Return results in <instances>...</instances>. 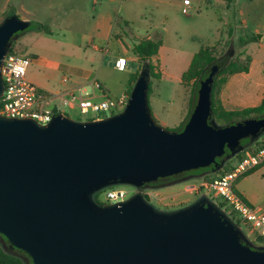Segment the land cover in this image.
Here are the masks:
<instances>
[{"label":"water","instance_id":"1","mask_svg":"<svg viewBox=\"0 0 264 264\" xmlns=\"http://www.w3.org/2000/svg\"><path fill=\"white\" fill-rule=\"evenodd\" d=\"M25 23L15 14L0 21V67ZM147 78L143 66L125 108L103 119L57 112L40 125L0 116V235L32 264H264V247L252 248L205 196L172 211L154 208L140 193L95 201V192L114 183L141 188L211 164L216 170L222 151L232 157L243 149L242 137L253 141L264 131V117L210 122L211 73L200 80L183 128L170 131L147 106Z\"/></svg>","mask_w":264,"mask_h":264},{"label":"crops","instance_id":"2","mask_svg":"<svg viewBox=\"0 0 264 264\" xmlns=\"http://www.w3.org/2000/svg\"><path fill=\"white\" fill-rule=\"evenodd\" d=\"M86 1L82 2L84 6ZM95 1L93 0V2ZM219 1H223L224 5V9L220 11L231 13L235 21L241 22L243 27L246 20L249 19H252L255 24L251 32H242V35L237 36L239 32H229L231 39L241 37L239 38V51L240 57L246 58V69L227 73L224 82L213 92V102L226 111L258 106L264 98V25L261 24V18H264V0H231L229 3H224V0H200V3L207 2L213 5ZM53 6L46 5V0H0L2 14L0 21L8 15L15 14L23 21L38 22L50 29V32H46L28 28L20 31L14 38L15 52L31 59L26 74L27 79L48 91L86 86L91 90V97L94 100H99L101 95L89 84L92 79L100 82L105 93L109 96L116 97L125 93L130 76L137 71L139 60L131 51L133 43L127 41L125 37L119 36L120 27L117 29L114 27V20L121 18L125 22L128 21L120 15L115 16L108 10L98 11L89 17L81 7H76V12L72 15H67L64 12L60 15H53L49 11ZM190 6H184L182 11L188 13ZM214 14L217 20H225L216 8ZM46 21L49 23L47 24ZM79 32L84 33L79 35ZM220 34L222 33L190 32V36H207V44L217 40ZM253 34L256 38L251 37ZM208 36L212 40L209 41ZM148 38L152 39V36L148 35ZM240 40L244 42H240ZM203 45L198 44L190 51L187 61L179 68L186 67L174 75L177 85H181L183 90L179 96L180 102L176 108V116L168 118L164 114L154 113L149 104L153 118L165 128L177 127L187 113L188 104L186 107L182 73L188 68L192 56ZM161 47L162 44L157 55L152 58H156L160 67L161 75L158 82L162 81L164 75L159 56ZM122 56L126 58L125 66L123 69H118L115 67V61ZM105 57H109V59L105 60ZM178 65L176 64L175 67L177 68ZM64 77L67 78L65 82L62 81ZM67 110L72 115L66 114L65 107L61 108L62 112L74 120H94L95 118L93 112L83 114L76 106H69ZM83 115H86L85 119H82ZM263 169L264 163L240 178L235 183V190H238L237 187H240L241 182ZM199 180H202V177L178 181L155 188L152 193L163 194L161 200L165 201L185 199L191 202L195 188L200 185L198 184ZM238 193L249 203V199L241 191ZM258 208L264 212V206H258Z\"/></svg>","mask_w":264,"mask_h":264},{"label":"rangeland","instance_id":"3","mask_svg":"<svg viewBox=\"0 0 264 264\" xmlns=\"http://www.w3.org/2000/svg\"><path fill=\"white\" fill-rule=\"evenodd\" d=\"M79 1L81 2L82 0ZM79 1L46 0V5L50 4L53 6L55 3L52 9L49 10L53 15H60L63 12L67 15L75 14L76 7L83 8L89 17L92 14L95 15L98 11L108 10L115 16L120 15L128 21L125 22L121 18H118L114 20V27L116 29L120 27L119 36L125 37L130 43H133L135 40L148 38V35H151L154 40H161L162 47L159 56L162 69L164 70L162 81L158 82V78L154 76L148 77L149 90L147 97L154 113L164 114L168 118L176 116V108L180 102L179 96L183 90L181 85H177L174 75L186 67L179 68L187 61V56L196 45L205 44L202 47H209L212 54L218 58L228 56L229 59L236 60L239 64L246 62V58L243 59L240 57L239 38L241 37L231 39L229 32H239L237 36L242 35V32H251L255 22L252 19L246 20L243 27L241 22L235 21L231 13H223L220 11L224 9L223 1L210 5L207 2L200 3V0H96L95 2L93 0H85V6L82 3L84 0L81 3H78ZM230 1L224 0V3H229ZM187 5L191 6L188 13H184L182 9ZM215 8L225 20H217L214 14ZM46 23L48 24L49 21H46ZM261 24L264 25V18H261ZM190 32H221L222 34H220L217 40L212 41L211 44H207V36H190ZM82 33L84 32H79V35ZM210 39L209 37V41ZM108 59L109 57H105V60ZM152 62L154 72L160 75L161 71L156 58L152 59ZM176 64H179L177 68L175 67ZM137 65V72L139 74L143 63L139 62ZM223 75L221 74L219 77L221 78ZM194 78L182 81L186 107L189 104V99L192 100L195 80H198V77ZM67 109L68 106L65 107L66 114L72 115ZM81 117L85 119L86 115ZM261 136H264V131L261 133ZM259 138L257 140H260ZM235 162L236 159L234 157L228 158L222 166V170H229ZM214 176H216V172L209 171L194 175L189 179L202 177V180H199L200 182L198 183L200 184L202 181ZM109 188L124 189L127 191L128 197L135 193H140L154 208L163 211H172L187 206L202 196H205L217 206L220 205L217 200L221 199L219 197L214 198L211 193L203 190L198 185L193 192V200L191 202L185 199L181 201H165L161 200L164 196L163 194L152 193L155 188H137L131 183L118 182L106 186L93 194L94 199L97 198L95 201L98 200V204L105 205L101 203V200H103L105 191ZM237 189L249 199V203L254 207L264 206V169L241 182L240 187H237ZM235 223H238V227L241 229L249 244L257 247L259 241H256V235L250 231L248 225L241 223L239 220H236ZM0 241L7 250L2 237H0ZM260 246L264 247V244Z\"/></svg>","mask_w":264,"mask_h":264},{"label":"built area","instance_id":"4","mask_svg":"<svg viewBox=\"0 0 264 264\" xmlns=\"http://www.w3.org/2000/svg\"><path fill=\"white\" fill-rule=\"evenodd\" d=\"M31 59L18 53H7L0 67L3 90L0 94V116L5 118H29L40 125H46L54 114L61 112L62 107L76 106L83 114L93 112L94 120L103 119L121 112L128 101L129 94L123 93L112 97L105 93L100 82L92 79L89 84L99 91L101 98L94 100L92 92L86 86L66 88L59 91H48L30 82L27 70ZM126 58L118 57L115 67L123 69ZM67 81V78H62ZM260 140L264 136L260 135ZM264 163V146L257 152L246 155L228 172L217 175L212 180H204L199 187L211 193L214 198H221L220 208L233 221L239 220L248 225L256 236L264 238V212L250 205L244 197L235 190V183ZM128 193L124 189L109 188L101 203L112 204L127 199ZM236 219V220H235Z\"/></svg>","mask_w":264,"mask_h":264},{"label":"trees","instance_id":"5","mask_svg":"<svg viewBox=\"0 0 264 264\" xmlns=\"http://www.w3.org/2000/svg\"><path fill=\"white\" fill-rule=\"evenodd\" d=\"M28 28L50 32V29L46 25H42L38 22H32V21L27 22L24 25H22L20 29L10 39L7 53H16L14 50V38L18 33H20V31L26 30ZM251 37L256 38L254 34ZM240 42H244V41L240 40ZM160 45H161V40H154L151 38H145L143 40H135L132 44L131 51L138 58L139 62L143 63L142 67L146 66L148 68V77L154 76L157 77L158 79L160 78L161 74L159 75L154 72V65L152 62V58L157 55ZM245 69H246L245 63L239 64L238 61L229 59L228 56H222L218 58L214 56V54H212L211 49L209 47L207 48L201 47L192 56L188 68L182 73V81L190 80L194 77H198V80H195V88L193 89L192 100H189L187 113L183 121L177 127L168 130L180 131L183 128L196 103L197 95H198L197 91L200 86L199 82L201 79L205 78L210 73L213 79L211 85V95H210L211 98L210 122L212 121L218 124L219 126H226L246 119L264 117V98L262 99L261 103L258 106L245 108L242 110H236V111H226L220 105L215 104L213 102V92L221 83L224 82L225 75L227 73H232L235 71L245 70ZM221 74L224 75L220 78L219 76ZM138 75L139 74L136 71L134 74L130 76V80L127 83L126 93L130 94ZM148 90H149V85L147 78L146 100H147V106L149 108V102L147 97ZM88 120H92V119H88ZM240 142L243 146V149L234 156H232L236 159V162L244 158L246 155L257 152L262 146H264V140L251 141L249 137H242ZM228 153L229 152L222 151L221 154L216 158V160L219 161L224 159L225 160L224 163H225L228 159L227 157ZM224 163L221 165L220 168L216 170L211 164L210 166L207 167L183 171L171 176L157 178L153 181L146 182L143 187L160 188L178 181L189 179L194 175H198L209 171H215L216 176L223 175L224 173L232 169V167L235 165L234 164L229 170L224 171L222 170V166L224 165ZM216 176L206 180H212ZM217 201L220 203L219 205L220 207L224 205L223 202H220L219 200ZM0 237L2 236L0 235ZM240 239L243 243H246V241L243 238ZM256 241H259V245L264 244V238L261 236H256ZM3 242L5 243V247L7 248V250L4 248V245L0 241V264H27V259H29L30 264H32L31 259L29 258L28 254L25 251L10 246V244L7 241H5L4 238H3ZM259 245L257 247H259ZM251 247L254 249L257 248L256 246H252V245Z\"/></svg>","mask_w":264,"mask_h":264},{"label":"flooded vegetation","instance_id":"6","mask_svg":"<svg viewBox=\"0 0 264 264\" xmlns=\"http://www.w3.org/2000/svg\"><path fill=\"white\" fill-rule=\"evenodd\" d=\"M30 258V257H29ZM27 264H30L29 259H27Z\"/></svg>","mask_w":264,"mask_h":264}]
</instances>
